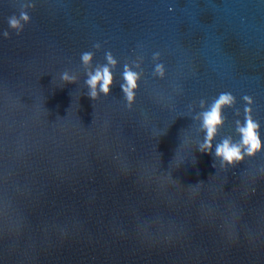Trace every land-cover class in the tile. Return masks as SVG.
I'll return each instance as SVG.
<instances>
[{"label":"water","instance_id":"95a60500","mask_svg":"<svg viewBox=\"0 0 264 264\" xmlns=\"http://www.w3.org/2000/svg\"><path fill=\"white\" fill-rule=\"evenodd\" d=\"M20 2L0 0V264H264V148L214 158L239 138L244 95L264 145V0H31L16 35ZM109 50L114 83L92 100L80 55ZM137 56L129 109L119 85ZM222 92L240 115L224 108L202 153L192 116Z\"/></svg>","mask_w":264,"mask_h":264},{"label":"clouds","instance_id":"9594fccd","mask_svg":"<svg viewBox=\"0 0 264 264\" xmlns=\"http://www.w3.org/2000/svg\"><path fill=\"white\" fill-rule=\"evenodd\" d=\"M35 8V4L28 0V2L19 3V15L13 14L8 17V27L15 31L16 35H19L25 24L30 22V16L27 9ZM4 38H9L10 33L8 30L2 32ZM92 47L96 50L101 48L100 42H95ZM95 53L93 51H85L80 55L81 65L84 69L86 79L84 84L88 88L87 95L96 100L103 94L108 96L110 93V87L114 83L113 70L118 64V60L113 56L112 52L105 51L104 59L106 63H97L93 66V57ZM160 58L159 52L152 54V60L158 61ZM143 57L137 56L131 61V63H124L122 71V83L120 88L123 92V99L125 101V107L131 109L132 104L135 101L136 90L139 88V81L143 76ZM134 69H138L134 70ZM153 76L163 78L165 76V67L163 63H155L153 68ZM79 76L68 70L63 71L60 74V80L65 84L76 83ZM244 102V118L243 122L240 119L234 121L235 132L238 135V139L233 138L232 135L221 137L220 141L215 144L214 158L219 160L220 168L224 169L227 166H235L245 159V157H252L257 152L264 148L260 137V123L253 118L252 105L255 103L252 96H242ZM236 97L231 92H222L217 97L213 98L210 104H207L204 99L199 100V108L201 111L195 113L192 116L194 121H199L198 132H203L204 137L198 144V150L202 153H210L213 150V141L219 134L220 128L223 127L226 117L223 114L224 108H234V114L240 115V109L235 108ZM189 112L193 111V105L188 106ZM215 167V163L213 164ZM264 171V168L261 169ZM203 181L197 184H202Z\"/></svg>","mask_w":264,"mask_h":264}]
</instances>
